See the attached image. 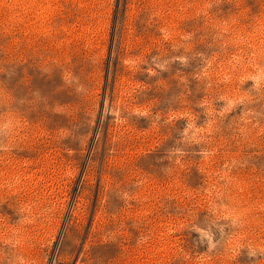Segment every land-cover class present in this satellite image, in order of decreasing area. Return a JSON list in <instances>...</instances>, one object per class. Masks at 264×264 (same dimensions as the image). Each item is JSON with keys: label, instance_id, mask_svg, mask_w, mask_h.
<instances>
[{"label": "rangeland", "instance_id": "obj_1", "mask_svg": "<svg viewBox=\"0 0 264 264\" xmlns=\"http://www.w3.org/2000/svg\"><path fill=\"white\" fill-rule=\"evenodd\" d=\"M0 264H264V0H0Z\"/></svg>", "mask_w": 264, "mask_h": 264}]
</instances>
